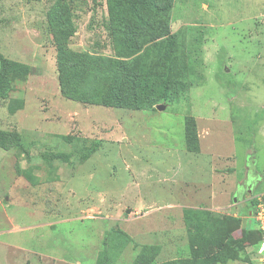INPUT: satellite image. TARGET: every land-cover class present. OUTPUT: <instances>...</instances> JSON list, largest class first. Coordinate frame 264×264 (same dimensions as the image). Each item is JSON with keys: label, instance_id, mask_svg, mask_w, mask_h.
<instances>
[{"label": "rangeland", "instance_id": "1", "mask_svg": "<svg viewBox=\"0 0 264 264\" xmlns=\"http://www.w3.org/2000/svg\"><path fill=\"white\" fill-rule=\"evenodd\" d=\"M117 1L0 0V131L22 144L0 139V264H161L228 235L245 239L224 264H264L250 209L264 194V0H173L161 49L133 53ZM48 15L93 62L79 99L60 88ZM118 61L152 71L151 100L103 102L125 85Z\"/></svg>", "mask_w": 264, "mask_h": 264}, {"label": "trees", "instance_id": "2", "mask_svg": "<svg viewBox=\"0 0 264 264\" xmlns=\"http://www.w3.org/2000/svg\"><path fill=\"white\" fill-rule=\"evenodd\" d=\"M173 0H118L117 4L125 10H129L132 19L135 23V28L132 33H137L130 44H127L128 53H133L141 48L146 42H152V46L161 49L162 42H153L158 37H170L169 31V12L172 7ZM68 11V10H67ZM60 12H66L60 6ZM149 12L152 17L147 18L146 13ZM126 18V14L121 16ZM124 23L125 19H122ZM49 24L53 27L55 40L58 43L57 52V67H58V81L62 92L73 99H79L81 96L76 92V85L83 80L87 70L93 66L91 59H87L82 53L68 50L64 47L67 29L69 27V20L60 16V21L48 15ZM140 35V36H139ZM141 37V39H140ZM168 55V54H167ZM165 59L166 56L163 55ZM129 64L125 61H118L116 69L123 75L125 80L124 87H121L117 80H114L108 85L103 102L117 106L139 107L141 103L147 99L151 100L155 86L151 81L149 72L144 76H138L135 72H129ZM164 66V65H163ZM8 68V59L0 53V83L2 88L5 86V75ZM135 70V69H134ZM168 72L164 70L160 77L164 80L168 79ZM4 82V83H3ZM151 96V97H150ZM6 135L18 147H22L19 134L17 132L5 133L0 131V139ZM258 199L251 200L250 209L254 213L253 206L256 205ZM256 203V204H255ZM256 212V210H255ZM243 237H234L228 235L225 238L224 244L218 248L214 253L205 256H190L185 258H178L176 260L163 261L161 264H224L229 260L240 259L238 248L242 245Z\"/></svg>", "mask_w": 264, "mask_h": 264}, {"label": "built area", "instance_id": "3", "mask_svg": "<svg viewBox=\"0 0 264 264\" xmlns=\"http://www.w3.org/2000/svg\"><path fill=\"white\" fill-rule=\"evenodd\" d=\"M258 200L259 201L257 203L256 214H257V217L261 219V222L263 223L261 228L263 229V233H264V194L262 196H259Z\"/></svg>", "mask_w": 264, "mask_h": 264}, {"label": "water", "instance_id": "4", "mask_svg": "<svg viewBox=\"0 0 264 264\" xmlns=\"http://www.w3.org/2000/svg\"><path fill=\"white\" fill-rule=\"evenodd\" d=\"M33 70H34V68H33ZM162 107H163V106H161V105L159 106V108H162Z\"/></svg>", "mask_w": 264, "mask_h": 264}]
</instances>
